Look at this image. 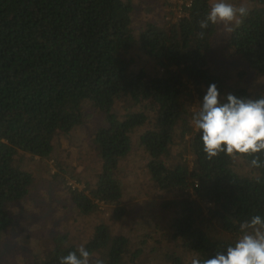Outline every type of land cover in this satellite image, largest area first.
Returning a JSON list of instances; mask_svg holds the SVG:
<instances>
[{"label":"trees","instance_id":"16d2710c","mask_svg":"<svg viewBox=\"0 0 264 264\" xmlns=\"http://www.w3.org/2000/svg\"><path fill=\"white\" fill-rule=\"evenodd\" d=\"M141 2L150 7L151 17L134 18V0H0V237L8 231L24 243L30 241L21 224L23 205L41 198L48 182L41 159L57 158L54 177L65 185L73 165L71 172L59 137L77 135L85 113H103V121L88 131L95 151L88 157L90 165L85 160L72 174L87 187L75 191L65 185L71 207L95 219L89 234L74 243L79 234L59 231L51 237L49 250L11 264H59L61 256L80 244L105 264H191L195 255L213 256L192 253L203 220L239 236L240 222L256 214L264 217V168H251V157L239 162L221 153L208 160L198 130L188 140L183 137L192 126L190 84L200 103L211 83L222 102L229 93L251 99L264 95V0H248L249 15L222 44L215 40L220 28L214 25L204 30L203 39L197 36L210 0ZM179 5L183 14L167 20ZM136 45L164 69L139 62L133 54ZM227 50L248 63L260 90L251 88L248 79L225 81L224 71L212 61ZM218 63L226 66L225 61ZM121 99L127 102L124 113L116 108ZM133 178L145 191L137 193L139 205L127 201V192L135 189ZM183 192L205 200L206 213ZM48 204L39 199L36 207L51 213ZM131 208L143 211L134 218ZM168 209L176 215L161 221ZM123 220L125 230L115 232ZM5 241H0L3 248ZM180 247L188 255L179 256ZM8 252L2 257L11 260L17 254L13 247Z\"/></svg>","mask_w":264,"mask_h":264},{"label":"rangeland","instance_id":"374dc122","mask_svg":"<svg viewBox=\"0 0 264 264\" xmlns=\"http://www.w3.org/2000/svg\"><path fill=\"white\" fill-rule=\"evenodd\" d=\"M135 4L138 5L136 7V10L134 12L133 17L134 18H145V17H151L152 11L150 10L149 6H145V3L143 4L141 0H134ZM233 3H248V0H232ZM155 3L159 6L161 4ZM163 7H166V4L161 5ZM167 8V7H166ZM174 9V7H172ZM163 14V13H162ZM174 16V13L172 15H167L166 19L169 20ZM227 34H224L222 31V28L217 32L215 40L216 42H219V44H222L223 40L226 38ZM135 49L133 50V54H135V57L138 59L139 62H141L143 65L146 64L145 61H148V66L155 67L156 69L160 70V65L157 62H151L149 61V58H147L145 55L142 54L140 48L138 45L134 46ZM215 61H212L213 66L216 68L221 67L225 74V81H232L235 82L236 80L244 81L245 79L250 81L251 88H255L256 90H260L262 88V85L259 84L258 80L255 79L251 75V69L248 66V63H244L240 59H238L237 56H232L230 54V51H225V54L218 56L215 54L214 57ZM218 60L225 61L226 66H221V63L217 64ZM216 62V63H215ZM245 71V74L243 72ZM242 72V75L239 77L238 74ZM248 76V77H247ZM238 77V78H237ZM190 88H192V100L188 104V107H190V118H191V124H192V116L194 112H196L200 107V102L198 95L195 94V90L193 88V85H189ZM126 100L121 99L117 101L116 108L120 113L126 112L128 109H126ZM86 110L92 112L93 108L87 104L85 105ZM87 113H85L86 115ZM82 116V120L84 122V126L80 128L77 132H79L77 135H74L73 138H68L66 135H61L58 139L60 148L63 149L64 152L68 153V163L70 165V170L72 172V165H73V172L72 174H77L79 172L80 165L83 164V162L86 160V163L90 165L89 158L93 157V154L95 151L93 150L91 144H90V135H88V131H94L95 127L98 125V122L103 121V113L100 112H92V116ZM197 129L194 128L193 124L190 128H187L184 130L183 137L188 140L191 134ZM135 136V137H134ZM133 136V142H134V148L137 147V135ZM86 137L89 141L84 138ZM184 141L181 139L180 143H183ZM179 147H175V151H178ZM79 152L83 153L82 155L84 158L79 154ZM88 158V159H87ZM61 159H66L64 156L61 157ZM41 161L43 162L41 166V173L42 176L48 179V182L44 185L43 191L40 189V193H42L40 200L44 202H48L49 209L51 210V213H46L44 207H36L38 204V200L34 201V203L29 200L24 202V209L25 212H23V215L25 216V219L21 221V224L25 225L28 229V236H32L29 242L24 243L21 241L20 237L14 236L12 233L5 231V234H2V237H0L1 240H6L4 248L0 246V259H2L0 262L1 264H11V261H18L19 263L22 260H31V257L35 253L44 252L46 250H49L51 248L52 239L51 237L59 232V231H66L70 230L72 236L78 235L74 241V243H79L82 240V237L84 235L89 234L92 225L94 224V218L91 216H83L81 214H78L74 208L71 206V200L68 196V191L71 190L69 188L68 183L70 181H73L74 183H79L83 186L81 190L87 187V183L84 179H78L76 177H72V174H67L65 185L64 183L60 182L58 178L54 177V173L58 172V160L54 155L46 156L45 158H42ZM240 162V159H238ZM132 164V163H131ZM237 170L240 171V169L236 166ZM50 169H52V173H50ZM241 171L245 172L247 171V168L245 166L241 167ZM135 183L133 186H135V189L131 192H127L128 196V202L130 204L139 205L140 199L136 196L140 193H145V191H141L138 186V180L136 178H133ZM129 181V177H127L126 182ZM37 188V187H36ZM79 190V189H78ZM80 190V191H81ZM175 190L168 195V199L173 198L175 194ZM138 193V194H137ZM185 195H189V197L194 198L198 201L200 207L203 209L204 213H206L205 209V200H202L198 197L196 193L193 192H183ZM132 198H129V197ZM173 196V197H172ZM145 198L142 197L141 201ZM39 204H42L39 202ZM171 204L170 206H172ZM106 208V206H105ZM173 210L176 212L177 204L172 207ZM108 208L105 209L107 212ZM173 210H165L161 214V221H169L172 220V218L176 215L174 214ZM132 213L130 216L134 217L136 212H142V209L137 208H131L130 210ZM136 218V217H134ZM145 224V222L143 221ZM115 226H118L119 228L115 227V232L118 231V233H121L126 228L125 221L117 222ZM41 230V231H40ZM18 233L22 234L19 230H16ZM82 231V232H81ZM7 232V233H6ZM81 232V233H80ZM26 237V236H25ZM24 238V237H23ZM238 238V235L235 234H229L226 232H223L217 228L215 224L206 222V220H203L202 226L199 228L198 233L196 234V237H193V243L195 244V249L192 253L196 252L201 253H209V254H215L216 251H223L226 249V246L229 244H232L231 242H234ZM235 239V240H234ZM38 243L37 246L35 243ZM13 247L16 250V255H11L10 259H5L2 257V255L8 254V250ZM181 250L178 252L179 256L188 255L185 250V247H180ZM2 249L4 250L3 254Z\"/></svg>","mask_w":264,"mask_h":264},{"label":"clouds","instance_id":"9594fccd","mask_svg":"<svg viewBox=\"0 0 264 264\" xmlns=\"http://www.w3.org/2000/svg\"><path fill=\"white\" fill-rule=\"evenodd\" d=\"M249 13L247 3L210 0L208 11L198 21L200 31L197 36L203 39L204 30L210 25L222 28L224 34H231L243 24ZM178 18L174 14L169 20L173 22ZM218 97L216 84H209L199 109L192 116L194 128L201 133L206 159L211 160L221 153L233 160L251 157V168H264V95L251 99L229 93L226 102ZM50 172L53 174L52 169ZM255 181L261 183V178L256 176ZM238 227L240 235L234 243L223 251H216L211 258L195 255L191 264H264V217L252 215ZM59 264H105V261L99 255L93 256L85 244H80L74 251L61 256Z\"/></svg>","mask_w":264,"mask_h":264},{"label":"built area","instance_id":"2783aa9c","mask_svg":"<svg viewBox=\"0 0 264 264\" xmlns=\"http://www.w3.org/2000/svg\"><path fill=\"white\" fill-rule=\"evenodd\" d=\"M183 0H179V2L181 3ZM160 4L162 3V2H159ZM191 4V2H188L187 3V6H189ZM174 14L176 15V17L178 18V17H180L182 14H183V10H182V6L181 5H179V6H175V8H174ZM164 69V67L163 66H160V70H163ZM72 188H76V189H79V190H81L82 188H83V186L81 185V184H79V183H74L73 181H70L69 183H68Z\"/></svg>","mask_w":264,"mask_h":264},{"label":"bare ground","instance_id":"6f19581e","mask_svg":"<svg viewBox=\"0 0 264 264\" xmlns=\"http://www.w3.org/2000/svg\"><path fill=\"white\" fill-rule=\"evenodd\" d=\"M235 240V239H234ZM231 243H234V242H231Z\"/></svg>","mask_w":264,"mask_h":264}]
</instances>
